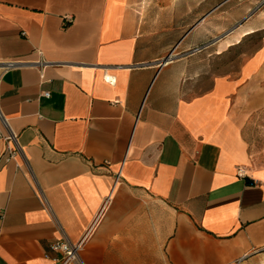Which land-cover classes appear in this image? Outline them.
I'll return each instance as SVG.
<instances>
[{"label":"crops","instance_id":"1","mask_svg":"<svg viewBox=\"0 0 264 264\" xmlns=\"http://www.w3.org/2000/svg\"><path fill=\"white\" fill-rule=\"evenodd\" d=\"M220 13L212 41L191 0H0V63L25 62L0 74V109L30 168L0 140V264H55L51 243L91 225L83 264H264L245 132L264 35L240 44L264 4Z\"/></svg>","mask_w":264,"mask_h":264},{"label":"rangeland","instance_id":"2","mask_svg":"<svg viewBox=\"0 0 264 264\" xmlns=\"http://www.w3.org/2000/svg\"><path fill=\"white\" fill-rule=\"evenodd\" d=\"M225 1H227V3L221 5ZM249 1L257 2V6L264 4V0H191V24L201 17L198 21L203 24L201 28L208 30L207 34L213 36L211 37L212 41L217 40L225 33L217 31L219 29V23L222 20L220 12L223 7L231 4L234 5L235 3H247ZM255 10L256 9L246 13L238 22L241 23L246 21L253 15ZM204 19L205 21H203ZM262 35H264V31H258L243 38V41L240 43L244 51L243 58L261 44L263 39H261ZM213 47L214 45H211L207 49H213ZM215 63L219 64L218 58H216ZM247 126L245 132L249 141L248 152L251 164L255 166H264V109L257 112V114L251 118Z\"/></svg>","mask_w":264,"mask_h":264},{"label":"built area","instance_id":"3","mask_svg":"<svg viewBox=\"0 0 264 264\" xmlns=\"http://www.w3.org/2000/svg\"><path fill=\"white\" fill-rule=\"evenodd\" d=\"M67 19H69V16L67 17ZM23 64H25V62L18 59H10L5 62H2L0 63V74L11 67L23 65ZM30 65H36L38 67L43 68L46 65V63L43 62L42 60H38V62H35L33 64L30 63ZM107 80L109 82H114L111 76H108ZM42 94L44 96L49 95L47 91H43ZM0 140L3 142L1 159L4 162H8L10 160L15 161L17 158H21L24 161V165L26 166V168L30 169L27 160H25L23 150L18 142L17 134L9 126V123L7 119L3 116L1 109H0ZM91 229H92V225L86 230L85 234L77 242H69L65 239H58L53 241L50 245L51 250L60 254L59 257L53 258L55 264H83L79 258V251L81 250L84 241L86 239V236Z\"/></svg>","mask_w":264,"mask_h":264},{"label":"bare ground","instance_id":"4","mask_svg":"<svg viewBox=\"0 0 264 264\" xmlns=\"http://www.w3.org/2000/svg\"><path fill=\"white\" fill-rule=\"evenodd\" d=\"M251 32V31H250ZM249 33V32H248ZM248 33H246V34H248ZM250 34V33H249Z\"/></svg>","mask_w":264,"mask_h":264}]
</instances>
